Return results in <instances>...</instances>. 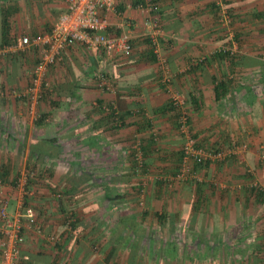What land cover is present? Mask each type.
<instances>
[{
    "label": "crops",
    "instance_id": "obj_1",
    "mask_svg": "<svg viewBox=\"0 0 264 264\" xmlns=\"http://www.w3.org/2000/svg\"><path fill=\"white\" fill-rule=\"evenodd\" d=\"M26 1L40 3L37 11L40 10L39 13L41 15L43 13L44 16L43 28L32 31L26 28L31 33L43 30L41 34H45L51 31L54 23L66 11L63 0ZM43 1L47 3L44 4ZM228 1L231 3L229 6L232 10V21L228 27H224L218 22L219 10L213 0H154V9L150 14L137 8L142 0H116L117 14L111 17L112 26L109 30L111 34L116 35L117 31L122 32L118 27L123 20L131 26L129 29H131L136 60L124 67L125 65L106 58L101 50L89 52L80 45L69 47L64 52L62 63L59 65L64 66L63 62H67V72L64 71L60 75L58 73L60 68L57 65L51 69L50 76L53 81L57 78L59 81L62 79V86L70 105V107H64L66 109L64 112L70 113L72 101L75 106L81 107V110L75 115L77 118H73L75 123L70 130L68 128L62 130L64 123H61V120L54 123V128L58 133L57 136L60 135V137L64 131L79 133L73 134L69 143L65 144L66 147L60 143L59 138L50 139L42 136L30 142L28 150L30 154L36 148L38 155L25 157L26 160L28 157L32 159L33 163L46 160L45 162L55 165L54 169L62 166L63 170L65 169L62 173L64 182L58 188L61 194H67L65 196L68 201H62L59 196L58 206H36L38 214H41L39 221L53 229L58 240L61 239L59 244L64 243V245L58 250L56 249L58 245L53 243L55 247L53 248L25 228L26 242L19 256L20 264H155L150 259L141 261V253L135 254L124 249L133 242L129 238H134L135 241L134 235L138 233L130 236L124 232L125 227L130 226L129 223L124 221L123 217L118 218L117 221L108 219L110 206H96V203L99 204L97 200L109 202L107 200L109 192L113 194L112 196L120 195L130 198L127 192L120 190L119 187L122 186L121 181L125 179V172L119 170L121 172L117 173V170H110L109 167L114 162L118 164V168L122 167L125 161L129 162V154H133L134 158L137 156L138 161L147 165L142 171L138 170L146 173L139 176L140 179L141 177L147 179L143 183L142 190L139 189V183L133 190L135 194L141 193L139 200L147 201L148 206H176L179 202L177 200L181 197V191L172 188L171 185L169 187L167 182L172 180L177 172L182 138L178 135L179 114L171 103L172 93L178 92L187 100L186 109L188 107L192 115L203 116L206 111L203 98L208 94L210 96L212 92L215 95V86L223 76H227L228 70L223 75L220 73L225 66L233 67V73L229 74L231 84L228 92L230 128L225 129L220 107L222 103L216 101L217 108L214 106L211 108L212 112L209 111L213 113V117L211 116L213 126L207 131H212L214 137L210 140L214 141L218 147L232 148L228 162L235 160L241 163V159L246 162L245 165L249 167V170L243 178L253 179L259 176L260 185L264 187V167L256 171L257 164L261 162L262 165L264 162V58L259 59L258 56L252 55L256 51L264 50V39L259 32L253 35L254 32L250 31L251 34L245 35V31H249L246 28L249 22L251 29L257 31L258 28L251 24L258 26L259 20H264V0ZM157 30H161V35L157 37L155 44L157 62L140 59L139 55L144 56L150 50L147 39L152 40L151 37ZM257 34L259 38L261 36L259 40L251 38L252 35L256 38ZM236 35H241V39H244V43L240 44L243 46L239 47L241 51L244 48L248 53L251 52V56H246L248 54L245 53L246 58L242 60V56L241 59L234 60L233 65L231 63L229 65L226 61L215 57V54L227 47L228 49L234 47L236 43L232 38ZM1 36L0 26V40ZM31 51L37 54V50ZM259 54L264 55L261 52ZM22 58L17 54L9 63L18 65L22 62ZM7 64L5 60L0 61V72L6 68ZM95 71L99 74L110 73L107 74L112 87L110 91L100 89ZM13 77L0 79V81L2 84L17 87L15 82L17 80H13ZM167 79L169 83L166 84ZM5 92H8V88ZM118 94L122 95L119 98L121 102L116 101ZM6 95L7 98L1 102L2 104L0 103V115L3 118L4 115H8L11 120L18 118L16 129L21 128L25 120V108L23 105L14 104L16 99L13 96ZM122 100H125V106L122 105ZM98 106H101L104 111L102 112ZM106 108L115 110L118 120L112 122L109 114L105 113ZM54 110L56 107L49 108L48 114L50 116L55 114ZM49 118L44 117L42 122L35 123V128L42 130L46 125L48 126ZM1 119L0 131L6 132L9 129L8 131L12 132L15 129L8 121H1ZM118 122L124 126L121 127ZM73 137L79 139L78 144ZM17 138L10 142L3 140V145L20 150L22 145ZM74 146L77 148L74 149ZM136 146L141 152L136 149ZM242 146L245 148L244 154H235V150ZM142 148L145 153L142 152ZM126 153H128L127 158L124 156ZM95 157H98V160ZM4 162V165L10 167L9 178H13L12 166H9L10 158H6ZM80 162L90 165L89 168L84 167L83 173L75 171L73 166ZM94 163L100 164L98 174L101 175L100 177L111 179L100 184L101 190L93 185L94 180L90 178V176H96L92 168ZM226 168L227 166L223 165L222 171L229 173L230 176L227 177L226 185L221 186V183L217 191L215 189L211 192L212 194H209L206 193L207 189L197 187V200L202 194L201 202L204 200L207 202L213 197L214 206H190L188 202L183 204L184 241L196 240L198 243L195 254L199 260L196 264H210V261L212 264H264V199L261 198L264 188H260L257 182H250L246 184L247 187L241 189L238 182H241L242 174L237 170L241 169V166L233 168L232 171ZM138 171H132L133 176L139 174ZM219 173L217 172L216 175ZM79 179H82L81 185L77 183L80 182ZM253 183H256V189L259 190L253 191L251 188ZM81 190L87 192L84 200L77 198ZM201 190L202 193L199 194ZM218 191L222 193L219 194ZM241 191H246V195L249 196L248 191L251 194L252 192H259V194L258 197L255 196L254 201L253 198H249L246 202L239 204L242 199L245 200L244 194L238 195ZM100 193H104L105 196H100ZM6 195L12 196L11 188L8 187L6 192H0V200ZM221 195L225 202L227 200L222 206L218 203ZM131 198L138 200L134 192ZM6 199L10 206L15 201L16 206H13V211L10 213L11 216H15L24 204L14 196ZM125 199L115 202H125ZM72 212L79 219H73L77 226L75 232H71L68 223L65 224V219L71 216ZM140 227L142 225H139L138 229ZM6 230V226L0 221V239ZM168 233L166 231V235ZM142 234L144 233H139L138 237L140 238ZM173 235L171 233L167 238ZM182 255L187 259L194 257L193 252L188 253L187 250H184Z\"/></svg>",
    "mask_w": 264,
    "mask_h": 264
},
{
    "label": "rangeland",
    "instance_id": "obj_2",
    "mask_svg": "<svg viewBox=\"0 0 264 264\" xmlns=\"http://www.w3.org/2000/svg\"><path fill=\"white\" fill-rule=\"evenodd\" d=\"M43 3L46 4L47 2L43 1ZM39 5L40 3H38L37 1L36 2L29 1L28 3L26 0H0V26L2 27L3 7L4 6L11 7L13 14L9 18V24H10V29L12 31L13 36H15V38L17 37V39L15 40L17 41L18 39H22L25 36L31 37L30 35L33 33H31L30 31L39 30L40 28H43L44 16H43V13L42 15L39 13L40 10L37 11V9L39 8ZM36 14L38 15L36 16ZM249 24H247V27H246L249 31L248 32L245 31L246 32L245 35L251 34L250 31L254 32L253 35L259 32L260 35L263 36L262 39H264V20H259L258 26L251 24L253 27L258 28L257 31H255L254 29H251ZM26 28H30L31 30L29 31ZM36 32L37 33H34V34H41L43 30L36 31ZM253 35L251 36L252 39L259 40L261 38V36L259 38L258 34L256 38H254ZM224 44L227 45L226 43ZM31 50L32 49L27 50L25 52L20 51L18 53H9L5 57H2V60L6 59V62L8 64L6 68L3 69L2 72H0V79L4 80L6 78L8 79L11 76H14L13 80L14 79L17 80L15 82H17L16 85L18 86L13 87V85L9 83H8L9 84L8 86V85H5L4 83L2 84V82L0 81V103L3 102L7 98L6 97L7 95L5 92L6 88H8V92L15 88H16L15 90H17L18 92H22L26 90V88L29 86L32 72L36 66V59L38 57V53L36 54ZM260 52L264 54V50H260V51H256L255 54H252V55L258 56V53ZM243 53H244V55L242 54L243 58L240 57L239 59L242 58L243 60L244 58H246V56H251V52L248 53V51H245V52L243 51ZM245 53L248 55L245 56ZM17 54L18 56L23 57L22 62H20V64L18 65L14 63L10 64L9 63L10 58L12 56H14L15 58V55ZM14 58H12L11 60H13ZM258 58L262 59L264 58V55ZM111 60L117 61L119 62V64H124V63L127 64V61L129 59H124L120 57V58H113ZM63 64L64 66L59 65L60 69L58 73L60 75L64 71L67 72L68 70V67L66 66L67 62L66 63L63 62ZM229 68L230 67L225 66L224 68L220 70V73L223 75V73H225V71L228 70L226 75L230 74L231 73L230 70L233 71V68L232 67L230 69ZM122 71L124 72L125 70L123 69ZM240 71H243V70H240ZM107 74H110V73L108 72ZM52 75H54L53 72H52ZM18 78H19V81H18ZM48 79H49L48 86L51 89L49 93L51 95L53 94V97H50L49 101L42 99L37 104L36 110H37V114L40 116L39 120L36 121L33 118V116L28 113L26 102H24L23 100L19 101L15 97H13L14 99H16L14 100L16 101L14 104H18L19 106L23 105V107L25 108V120L23 121L24 124L21 125V128L16 129V120L18 121V118H16V120L14 119L11 120L10 116L8 115H4V118L2 117V115H0V118H2L1 121H8L10 123V126L15 127V129L12 132L8 131L9 129L6 132L2 130L0 131V141H1L0 142V174H4L3 168L6 166L4 165L5 159L10 158L11 163H9L10 164L9 166H12L11 176L13 177V178H9L8 180H6L7 183L1 182L0 192H3V191L6 192L9 187L12 189V196H14L16 199H19V201L22 204H24L23 207L34 209L35 214L38 219V223L42 227V231L39 234H37L34 227H31L29 229L26 228V229L33 232L32 233L33 236H39L38 238L41 241L44 240L46 243H49L50 246L52 245V247L55 248L53 244L54 242L51 240V238H55L56 241H58L57 239L58 236L56 232H54L53 229L47 227V224L44 225L43 222L39 221V214H38V211L36 210V206L37 207L38 206H58L57 202L59 200V196H61V193L59 192L60 188H58V186L59 185L62 186V183L64 182V178L62 179V175H63L62 173L65 171V169L63 170L62 164H61L62 167L59 166L60 168L54 169L55 165L52 163L50 164V163L45 162L46 160L37 162L35 165L32 159L28 157L26 160L25 157H27V155H30V156L32 155V152L28 154V150L30 149V144H31L30 142L36 141L42 138V136L46 138H50V139L59 138L60 143L66 147L65 144L69 143V140L72 139L73 134L79 133V132L64 131L61 134V137L60 135L57 136L58 133H56L55 131L54 123L55 122L57 123L61 120V123H64L62 130L64 128H68L70 130V127L72 126V124L75 123L74 119L70 120V116L72 118H75V115L78 114L79 110H81V107L75 106L74 102L72 101L70 102L72 106V108L70 109L71 110L70 113L64 112L66 110L64 109V107L65 106L70 107V105H69V99L66 96L64 92V88L62 86V79L61 81H59V79L57 78V79H54L56 81H53L51 79V76L48 77ZM18 82H21V83L18 84ZM1 93H4L5 95L1 97L2 96ZM10 96L12 97L13 95L10 94ZM216 101L217 100L213 92L210 93V96L208 94V96L203 98L204 108L206 107V111L203 116L192 115L191 110L187 107L188 116H189L190 135L191 136L194 135L195 137L197 136V139H195V142L201 144L202 150L212 153L213 156H212L209 167L198 168V170L196 171H194L195 169L193 168L195 164L194 162L192 161L186 162V167H190L191 174H192L191 175L192 178L189 179L188 181H185V182L176 181L175 177H173L172 180L167 182L169 187L171 185L172 188L178 191H181V197L177 200V202L178 201L179 202L176 204V206H148L147 201L145 202L144 200L142 203L143 205L139 204L137 199L135 198L133 199L131 197H132L133 192H134V196L136 195L135 194L136 192L133 191L134 188H136L138 185H140L139 188L140 187L142 188V186L144 185L143 183L145 182V180H147V179H143L142 177L141 179L139 178V176H143L146 174L145 172L144 173L141 172L143 169H141V171H138L139 174H135L133 176L132 171H129L130 162L125 161L122 167L120 166V168H118L117 167L118 164L114 162V164H112L109 167L110 170H113V171L117 170V173L121 172L119 170H122V172H125L124 173L125 179L121 181L122 186H119V187H120V190H125V192H127L126 194H128L129 195L128 197L130 198L126 197L125 202H121V201L120 202H112V201L105 202V200H99V201L97 200L99 204L96 203V206H110V211L108 212V219L117 221L118 218L121 219L123 217L124 221H127V223H129L130 225L129 226L130 228L125 227V231H124V232H127L128 235L130 234L131 236L136 233H144L141 235L140 238L138 237V234L134 235L135 239L137 240V241L135 240L136 242L133 240L134 238L133 239L129 238V240L133 242L129 245L128 248H124V249H128L129 251H132V253H135V254L141 253V257H142L141 261L150 259L153 261V263L155 262V264H196V262H198L199 259L196 257V254H195V252H197V249H198L196 247L198 243L196 242V240H194V242L184 241V236H183L184 225L183 224H184L185 218L182 215L183 204L188 202L190 206H214L213 204L214 200H212L213 197H211L207 202L205 200L201 202L200 199L203 197V194H202L200 199L197 200V197H198L197 187H199L200 185V188H202L203 190L207 189L206 193L212 194L211 192H214L215 189L216 191L219 189L221 183H222L221 186L226 185V182L228 180L227 177H229L230 175L229 173L226 174L225 171H222L223 165L227 166L226 170L228 171L229 170L232 171L233 168L235 167L237 168V166H241V169H237L242 174L241 182H238V184L241 186V189H244L245 187H247L246 184H249L250 182H257L258 186H261L259 176H257L258 178H253V179L243 178L246 176V174H248L247 171L249 170V167H246L245 165L246 162L243 159H241L240 161L241 163L235 160H231L230 162H228L229 161L228 157L230 156L229 154H230V151L232 150L231 147H227V146L218 147V145L214 141L210 140L212 137H214V135L212 134L211 130L207 131L209 127L213 126V122H212L213 113L211 114L209 111H211V108H214V106H216L215 108H217L218 104ZM229 102H230L229 95L227 94V98L224 99V101H221L222 104H220V107L222 108L221 112L223 113L222 118L226 125L225 129L227 130L230 128L229 122H228L229 116H230L228 114V110L230 106ZM47 107L51 109L56 107V110L53 111L55 112V114H52L50 116L47 111L49 108ZM45 116L47 118L50 117L48 119L49 120L48 126L46 125L47 127L45 126L42 130L36 129L35 123L38 124L39 121ZM195 128L197 129V131ZM178 130H179L178 135L179 137L182 138L181 146L184 147L185 145L184 135H182V133L180 132L179 127H178ZM201 130H204L205 134L202 133ZM10 134L12 135V137ZM16 138L22 145V149L18 150L17 148H14V147L11 148L7 145H3V142H4L3 140L10 142L11 140L15 141ZM73 138H74V141H76V144H78L79 139L77 137L76 138L73 137ZM73 148L75 149L77 148V146H74ZM217 149L220 151V153L216 152ZM244 149L245 148L243 146L237 148L235 150V154L237 153L244 154V151H245ZM33 150L38 151L36 148H34ZM124 156L125 158H127L128 153H126V155ZM95 158L96 160H98V157H95ZM110 159L111 158L109 156V162H110ZM115 160L116 158L114 157V161ZM36 161L37 160H35V162ZM238 163L239 165H237ZM80 165L85 168H89L90 166L89 164H85L84 162H80ZM257 165H258V168L256 169V171H258L259 168L264 167V162L262 163V165H261V162H259ZM6 167L7 169H10V167L8 166ZM92 168H93V174H96L97 176V178L96 176L94 177L93 185H96L100 188L101 185L103 184L102 182L111 181V179L110 180L104 179V177L102 178L100 177L101 175L100 176L98 175L100 172L99 171L100 164L94 163V167L92 166ZM44 169L48 171L46 173L44 172V174L42 175L43 173L42 170ZM54 170H55V174H54ZM178 171L179 170L177 169V173ZM217 172L218 173L220 172V173L216 175ZM6 173L10 174V172L8 171ZM19 175L20 177H18ZM29 179L31 180V183H29L30 182ZM15 181H18L17 187L16 185H14ZM78 181L81 182L82 179H79ZM253 184H256V183H253ZM260 188H264V187L261 186ZM201 193H202V190H201ZM217 193L220 194L222 192L218 191ZM86 194H87L86 191L81 190L77 194V198L84 200L86 198ZM243 194L245 195V200L242 199V202H240L239 204L246 202V200L249 198H253V201H254L256 199L255 196L257 195L258 197L259 192L257 193L252 192L251 194L248 191V194H250L249 196V195H246L247 194L246 191H241L239 192L238 195L242 196ZM12 196L6 195L4 198L5 200H7L6 198L8 197L11 198ZM100 196H105V194L100 193ZM222 197L223 196L221 195L220 200H218V203L221 206L227 202V200L225 202L224 199H222ZM26 202L28 203L27 206L25 205ZM59 203L61 202L59 201ZM13 206H16L15 201L11 203V206L9 203V208H8L9 214L13 211ZM97 210L99 211V208H97ZM131 225L133 228L131 227ZM139 225H142L140 229H138ZM175 225H176V228H174ZM166 231L167 233L169 232L167 235H166ZM171 233H173L174 235L171 236L170 238H167V236L171 235ZM169 239H171L172 243L174 242L173 243L174 246L172 245L171 247V241H169ZM25 242L26 241H24V243ZM49 244H46V245H49ZM176 247L179 253L178 256L172 254V252L170 251L171 248H176ZM184 250H187L188 253L193 252L194 257L190 259H187L186 257L184 258V256L182 255V252H184ZM207 262L208 260L206 259V263ZM209 263L212 264L211 261Z\"/></svg>",
    "mask_w": 264,
    "mask_h": 264
},
{
    "label": "built area",
    "instance_id": "obj_3",
    "mask_svg": "<svg viewBox=\"0 0 264 264\" xmlns=\"http://www.w3.org/2000/svg\"><path fill=\"white\" fill-rule=\"evenodd\" d=\"M213 1L220 8L222 26L228 27L232 20L226 0ZM63 2L66 4V11L54 23L49 33L40 34L34 38L25 36L15 41L10 47L0 50L1 57H5L9 53L25 52L30 49L39 52L40 61L33 71L34 79L29 86L23 92L12 90L9 93L15 98L25 99L28 113L36 121L40 117L37 114L36 106L43 99L45 93L43 83L49 67L62 61L63 54L69 47L80 45L89 52L101 50L105 57L109 59L117 57L129 59L133 54V41L131 29H129L131 26L126 24L125 20L118 27L122 30L121 35L109 32L112 26L111 17L117 14L116 0H63ZM153 2L154 0H142L137 8L150 14L154 9ZM160 31H155V34L151 37L154 44H156L157 37L161 35ZM234 45L233 48L225 50H231L232 54L237 53L238 46ZM97 80L101 90L110 91L112 89L105 73L101 72ZM166 82H169V80L167 79ZM1 95L3 97L5 94L1 93ZM171 97V103L179 114L180 132L185 137L184 165L175 179L177 181H187L192 178V174L190 167H186V162L192 161L195 163V161L201 162L202 159L211 160L213 154L202 149H196V142L190 135L186 100L178 92L172 93ZM106 111L110 112L111 109L106 108ZM118 123L121 124V122ZM136 149L141 152L138 146H136ZM256 187V184L251 186V188ZM8 208L9 202L5 199L0 200V221L7 229L0 239V264H20L19 256L25 241L22 230L34 227L36 233L39 234L42 227L37 222L34 209L22 206L15 216H11ZM51 240L56 241L55 238H51Z\"/></svg>",
    "mask_w": 264,
    "mask_h": 264
},
{
    "label": "trees",
    "instance_id": "obj_4",
    "mask_svg": "<svg viewBox=\"0 0 264 264\" xmlns=\"http://www.w3.org/2000/svg\"><path fill=\"white\" fill-rule=\"evenodd\" d=\"M214 4L216 5V3L214 2ZM231 3H230V1H228V0H226V5L228 6V8H229V12H230V14H231V8H230V5ZM216 7L218 8V10H219V24L222 26V24H221V21H220V18H221V16H220V8L216 5ZM13 14V11H12V9H11V7H7V6H4L3 7V9H2V36H1V41H0V50H4L5 48H8V47H10L12 44H14L15 43V39H17V37L15 38V36H13V34H12V31H11V29H10V24H9V18H10V16ZM231 19H232V15H231ZM50 32V31H49ZM49 32H47V33H49ZM109 32H111L110 30H109ZM121 33V31L119 30V31H117V35H121L120 34ZM38 35H40V34H31L30 36L32 37V38H34V37H37ZM241 36V35H240ZM240 36H234L233 38H232V40H234L235 41V43H236V45L238 46V50H237V53H235V54H232L231 53V50H221L220 52H218V53H216L215 54V57H218L219 59H221V60H224V61H226L229 65H230V63L233 65V63H234V60H236V59H239L240 57H242V53H243V51L245 52V49L243 48V51H241V49L239 48V47H241V46H243V45H241L240 46V44H242V43H244V39H241V37ZM147 45H149L150 46V50L148 51V52H146L145 54H144V56L143 55H139L138 57H140V59H146L147 61L149 60V61H151V62H153V63H156L157 62V58H158V55L155 53L156 52V45L153 43V41L151 40V39H147ZM229 45V44H228ZM228 48V47H227ZM231 48H233V46L231 47ZM37 53H38V57H37V59H36V65L39 63V61H40V59H39V52L38 51H36ZM243 55H244V53H243ZM261 56H262V54H261ZM260 56V54L258 53V57H261ZM12 58H14V56H12L11 58H10V61H11V59ZM117 58H120V57H117ZM136 58H137V56L136 57H134V43H133V54H132V56L129 58V60L127 61V64H132L135 60H136ZM0 61H2V57H1V55H0ZM5 61H6V59H5ZM62 63V61H59L58 63H56L55 65H52V66H50L49 67V70H48V74L46 75V78H45V81H44V83H43V85H44V87H43V89H44V91H45V93H44V96H43V99H45V100H50V97H53V94L51 95L49 92L51 91V89L49 88V86H48V81H49V79H48V77H50V71H51V69L53 68V67H56L57 65H59V64H61ZM127 64H123V65H125L124 67H127L128 65ZM36 67V66H35ZM228 67H232V66H228ZM233 68V67H232ZM34 70H35V68H34ZM33 70V71H34ZM230 72L231 73H233L232 72V70H230ZM95 73H96V78L98 77V75H99V72L97 73L96 71H95ZM230 73V74H231ZM106 75V77H107V79H109L108 77V75L107 74H105ZM34 77V75H33V72H32V76H31V79H30V83H31V81L34 79L33 78ZM29 83V84H30ZM99 83V82H98ZM166 84L167 83H169V82H165ZM230 80H229V74L227 75V76H223L222 78H221V80L219 81V83L215 86V98H216V100L217 101H224V99H226L227 98V94H228V92H229V86H230ZM13 90H15V89H13ZM12 91V90H11ZM11 91H9V92H7L6 94H9ZM23 92V91H22ZM49 93V94H48ZM121 94H118V96L116 95V101H119V98H121ZM18 100H23L24 102H26L25 101V99H21V98H17ZM27 100V99H26ZM119 102H121V100L119 101ZM124 103V104H123ZM26 105H27V102H26ZM122 105L123 106H125V100H122ZM100 109H101V106H98ZM174 108V107H173ZM101 111L103 112L104 110H102L101 109ZM105 113L111 118V121L112 122H114L115 120H118V114H117V112L115 111V110H113V109H111V111L110 112H107L106 110H105ZM177 113V112H176ZM178 114V113H177ZM179 116V115H178ZM46 117V116H45ZM121 117H119V119H120ZM73 118L70 116V120H72ZM43 121V118L39 121V123L40 122H42ZM179 125V124H178ZM120 126L121 127H123L124 126V124H120ZM149 126H151V125H149ZM179 127H180V125H179ZM183 135V134H182ZM194 140L195 139H197V136L195 137L194 135H192L191 136ZM185 138V137H184ZM196 149H202L201 148V144H199V143H196ZM142 150V152L143 153H145V150L142 148L141 149ZM181 154L179 155V159H180V162H179V166H178V173L181 171V169L183 168V165H184V158H185V153H184V147H182V149H181ZM216 152L217 153H220V151L217 149L216 150ZM32 155H38L37 154V152L35 151V150H32ZM129 156H130V159H129V162H130V169L132 170V171H135V172H137L139 169H143L144 167H147V165H145V163L144 162H142V161H138L136 158H137V156H136V158H134V155L133 154H129ZM37 163V162H36ZM36 163H34L35 165H36ZM210 163H211V160H203L202 159V161L201 162H198V161H195V164H194V166H193V168L195 169L194 171H196V170H198V168H202V167H209V165H210ZM48 165V164H47ZM73 166L75 167V171H78V172H80L81 171V173H83V172H85V170H84V167H82L81 165H80V163H75V164H73ZM35 168H36V166H35ZM45 170V169H44ZM42 170V175L44 174V172L46 173L48 170ZM10 172V170L9 169H7V167L5 166L4 168H3V172H4V174H0V182H4V183H7L6 182V180H8L9 179V174L8 173H6V172ZM178 173L176 172L175 173V177L178 175ZM193 173V172H192ZM18 177H20V175L18 176ZM17 177V178H18ZM90 178H91V180H94V176H90ZM30 180V179H29ZM29 182V181H28ZM29 183H31V180H30V182ZM79 185H81L82 184V182H77ZM14 185H16V187H17V185H18V181H15V184ZM143 187V186H142ZM199 187H200V185H199ZM199 187H198V189H199ZM139 189H141L142 190V188L140 187ZM257 190H259V189H256V188H253V191H257ZM201 192H199V194H200ZM65 195H67V194H61V196H60V198H61V200L62 201H64V202H67L68 201V198L66 199V197L67 196H65ZM113 194L112 193H109V195H108V197H107V200H109V201H112V202H115V201H119V200H121L122 198H126L125 196H120V195H115V196H112ZM137 198H138V202H139V204H141V205H143L142 203H143V200L141 201V200H139L140 199V196H141V193L139 192V193H137L136 195H135ZM261 198H263L264 199V193H261ZM26 206L28 205V203L26 202V204H25ZM65 206H68V205H65ZM42 212V211H41ZM65 213H69V212H65ZM41 214H39V216H40ZM158 215V214H157ZM77 217V215L75 214V213H73L72 212V214H71V216H68L66 219H65V224L66 223H68L67 225L70 227V230H71V232H75V229H76V227L77 226H75V224H76V222H74V220L73 219H76V220H79V219H77L76 218ZM37 222H38V219H37ZM25 230L26 229H23L22 230V236H24V240H25ZM139 234V233H138ZM139 236V235H138ZM140 237H141V235H140ZM59 241L60 240H58V241H55L54 242V244L55 245H58L57 246V248L56 249H60V247L61 246H63L64 245V243L63 244H59ZM174 243V242H173ZM172 243V241H171V247H172V245L174 246V244ZM127 245H128V242L126 243ZM171 252H172V254H174V255H176V256H178L179 255V253H178V251H177V247L176 248H171V250H170ZM23 264V263H22Z\"/></svg>",
    "mask_w": 264,
    "mask_h": 264
}]
</instances>
